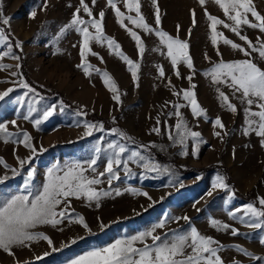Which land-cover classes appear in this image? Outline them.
Masks as SVG:
<instances>
[{"label":"rangeland","instance_id":"rangeland-1","mask_svg":"<svg viewBox=\"0 0 264 264\" xmlns=\"http://www.w3.org/2000/svg\"><path fill=\"white\" fill-rule=\"evenodd\" d=\"M116 2L126 15H136L127 12L123 0ZM85 3L92 17L83 11L80 0H0V11L9 19L8 25L0 24L6 37L0 40V54L7 52L9 47L12 50L11 56L0 60L10 66L0 69V93L13 89L0 100V123L12 134L5 142V133L0 132V158L8 166L0 164V180L4 181L0 183V194H20L26 182L39 188L45 182L49 168L59 166L64 169L74 163L87 167L85 162L93 158L97 159L95 172L89 169L86 175L97 177L106 167L111 151L107 145L113 141L126 147L122 159L138 151L146 162L159 165L160 170L145 169L141 166L144 161L140 164L130 161V174L123 165L117 167L119 179L113 180L111 185L107 176L99 177L101 183L94 187L109 191L111 195L101 197L98 204L86 196L68 198L70 204H61L58 208V211L67 212L61 223L37 225L32 229L48 236L51 244L42 239L27 242L24 246H14L12 254L0 249V264H72L90 251L106 248L117 240L130 239L140 232L154 229L155 235L164 237L167 234L171 239L173 234H186L192 227L217 242L212 246L219 249L217 254L222 264H264L236 247L255 257H264V244L261 243L264 228L249 226L248 217H244L245 222L240 219L248 204L264 210L259 204V199L264 198V147L261 146L264 138L254 131L244 134L248 127L247 105L227 84H215L211 76L206 75L221 59L224 62L252 59L262 70L264 59L257 53L246 57L225 45L221 38H218L221 55H217L205 12L231 22L226 20L214 0H206L203 6L199 0H155V4L153 0H139L141 14L151 28H159L189 45L193 69L180 63L177 65L180 76L177 77V69H173L166 48L154 32L150 34L124 21L127 29L141 37L144 47L141 57L136 42L118 23L107 0H95V4L93 0H85ZM252 4L264 16V0H252ZM157 7L159 25L156 24ZM77 8H81L79 15L85 20L100 19L99 13H104V34L113 38L120 50L139 64L137 81H133L128 66L106 42H90L91 52L97 54H85L87 63L92 65L91 75L86 76L83 68L77 67L81 64L83 38L74 29L61 35V29L70 24ZM33 11L36 13L34 19L31 18ZM248 18L255 22L251 14ZM90 31L94 32V29L90 28ZM217 31L247 47L245 41L222 25L217 26ZM241 35L247 36L257 47L264 43V33L259 29L242 26ZM161 66L163 77L159 73ZM105 71L118 86L120 103L112 99L113 93L103 82ZM189 76H192L191 81ZM21 81L35 92H28L21 86ZM189 89L194 91L200 108L205 111L204 116L194 117L190 105L183 99L182 90ZM221 91L236 106V113L222 106ZM176 104L183 105L179 110L188 128L201 133L204 143L200 144L197 156L192 155L194 143L191 139L182 146L169 138V132L173 136L176 132ZM50 106L55 108L53 115L35 126L33 120L42 119L43 111ZM31 107L37 111L25 120L23 117L28 115ZM217 117L222 120L223 129L213 127ZM12 121L16 123L12 124ZM88 124L97 126L91 135H85ZM155 127L160 128L159 134L152 131ZM113 129L124 132L129 139H122L112 132ZM216 131L221 133L220 137L214 135ZM24 133L31 137L35 153L18 142ZM97 147L101 149L100 153H96ZM182 151L188 154L181 155ZM21 159L30 162L21 168L18 163ZM164 168L168 171H163ZM219 168H224L225 172ZM13 169L19 174H14ZM29 170L34 172L30 181ZM217 175L225 178L231 191L213 189ZM116 189L120 190V195H116ZM209 192L212 194L208 195ZM230 212H235V218L229 215ZM183 217L189 220L185 221ZM213 219L230 228L218 230L211 225ZM161 222L164 226L156 227ZM233 228L239 235H232ZM145 242L152 243L150 238ZM136 246L142 245L137 243ZM190 251L186 249V252Z\"/></svg>","mask_w":264,"mask_h":264},{"label":"snow or ice","instance_id":"snow-or-ice-1","mask_svg":"<svg viewBox=\"0 0 264 264\" xmlns=\"http://www.w3.org/2000/svg\"><path fill=\"white\" fill-rule=\"evenodd\" d=\"M199 2L203 6L206 0H199ZM214 2L222 9L226 20L231 22L227 23L225 20L219 19L207 13V11L205 12L210 22L211 42L216 46L217 55H221L218 47V38H221L225 45H229L232 49L239 50L246 57L251 56L253 53H257L261 59H264V43H261L259 47H257L247 36L241 35L242 26L259 29L261 33H264V16L260 15L255 10L252 0H214ZM107 3L115 11L118 23H120L121 27L126 28L131 38L136 42L138 53L141 57L144 52L141 37L135 31L127 29L124 23L125 20L136 28H141L150 34L153 32L155 33L161 45L166 48V54L170 58L173 69H177V65L180 63H184L189 69H193L192 59L188 52V43L178 38H173L159 28H151L141 14L139 0H123L127 12H135V16L130 14L126 15L122 12L117 6L116 0H107ZM153 3L155 4V0H153ZM93 4H95V0H93ZM80 5L83 11L89 17H92V12L88 4L85 3V0H80ZM81 8H77L70 24L61 29V35L68 29H74L83 38L80 46L81 64L77 65V67L83 68L86 76L91 75L89 69L92 68V65L87 63L85 54H97L91 52L90 42H106L108 48L128 66V71L131 73L133 81H137L139 64L127 57L120 50V45L113 38H109L104 34L102 28L104 13H99L100 19L93 18L91 20H85L79 15ZM248 14H251L255 22L249 20ZM35 16L36 13L33 11L31 13V18L34 19ZM0 24H9V19L3 17L2 11H0ZM156 24H160L158 7L156 9ZM219 25L229 29L236 34L240 40L245 41L247 47H243L227 37H224L222 33L217 31V26ZM177 27L179 28V26ZM90 28L94 29V32L90 31ZM4 39H6V37L3 30L0 29V40ZM16 46L20 47L19 44ZM11 55L12 50L11 47H9L7 52L0 54V60L5 56ZM12 58L19 59V57ZM8 67L10 66L0 63V69ZM17 67H19V65H17ZM96 71L99 70L97 69ZM159 73L161 77L164 76L162 66L159 68ZM12 75L15 76L17 73H12ZM176 75L177 77L180 76L178 69L176 70ZM206 75L211 76L215 84H227L233 90V94H239L241 102L247 105L245 108V117L248 127L244 130V134L248 135L250 131H254L257 136L264 138V70L258 67L252 59H243L233 62H224L223 59H221L220 62L213 66L210 72L206 73ZM102 77L105 86L113 93L112 99L120 103L118 86L106 71L102 73ZM188 79L191 81L192 76H189ZM21 86L28 89V92H35V89L30 88L29 85L23 81H21ZM192 88H195V85H192ZM11 91H13V89L9 88L3 93H0V100L8 96ZM182 91L183 99L190 105L193 116L197 118L204 116L205 111L200 108L195 98L194 91L191 89ZM174 94L179 95V93ZM25 95H27V93H25ZM219 98L222 101V106H226L232 113L237 112L236 106L230 102L229 97L224 92H219ZM182 106L183 105L180 104L174 105V115L177 117L178 122L175 125V136L169 132V138L182 146L186 145L188 139H191L194 143L192 155L197 156L199 146L201 143H204V141L201 139L200 132L192 131L188 128L179 110ZM253 107L257 110L253 111ZM36 111V108L31 107L28 115H25L23 118L28 120L31 114ZM54 111V106L48 107L43 111L42 119L33 120L34 125L38 127L42 123V120H47L53 115ZM11 123L15 124L16 122L12 121ZM157 123L159 124V120ZM85 127L87 129L85 135H91L97 126L88 124L85 125ZM100 127L102 129V125ZM213 127L220 129L224 128L222 120L219 117L214 120ZM152 131L159 134L160 128L155 127ZM0 132L5 133V142H7L8 137L12 135L7 132V126L2 123H0ZM112 132L122 139H129L124 132H118L116 129H113ZM214 135L220 137L221 133L216 131ZM18 142L23 143V145L29 148L33 153L36 152L35 147L31 143V137L27 133H24L22 140ZM261 146L264 147V139H261ZM107 148L111 151L107 155L106 167L103 172L98 173L97 177L89 178L86 175L89 169L95 172L94 166L97 164V159L93 158L85 162L87 167H84L81 163H74L70 166H65L64 169H61L59 166L49 168L46 180L39 188L33 187L29 182H26L23 192L20 194L10 196L0 194V249L12 254L11 249L14 246H24L27 242L42 239L51 244V240L48 236L33 232L32 229L36 228L37 225L51 224L52 226H56L61 223L62 219L67 217V212L65 210L58 211V208L61 204H70L68 199L70 197L80 198L86 196L89 201H96L98 204L101 197L111 195L109 191L97 190L94 186L101 183L99 177L107 176L109 185L112 184L113 180H118L119 176L115 169L121 165H123L127 174L131 172L128 167L130 161L138 164L144 161L141 166L145 169L150 171L160 170L159 165L146 162V158L138 151H133L127 159H122L127 149L121 143L115 141L110 142ZM95 151L96 153H100L101 149L97 147ZM180 154L187 155L188 153L187 151H182ZM29 162L30 161L23 159L18 161L21 168ZM0 164H4L2 158H0ZM4 166L6 168L8 167L6 164H4ZM12 171L14 174H19L15 169ZM163 171L167 172L168 169L164 168ZM33 175V171L29 170L27 172L29 181ZM3 182V180H0V183ZM212 187L213 189L218 188L231 191L230 186L225 182V178L220 175H217ZM131 191H133L134 194H140L136 190ZM115 193L116 195L121 194L119 189H116ZM211 194V192L208 193V195ZM259 204L264 208V198L259 199ZM236 211L241 210L237 209ZM229 215L235 218V212H230ZM244 217H248L250 221L249 226L264 228V210H258L253 204H248L245 206L244 215L240 217L242 222H245ZM183 219L185 221L189 220L188 217H183ZM80 221L83 223L82 218H80ZM211 225L218 230H228L230 228L229 225L222 224L215 219L211 220ZM163 226V222H161L156 227ZM85 227H87V225H85ZM231 231L232 235H239L238 230L233 228ZM147 238L151 239V244L145 242ZM137 243L142 246L137 247ZM216 243L217 242L212 238L201 235L195 227H192L190 232L186 234H173L171 239L168 238L167 234H165L164 237L155 235L153 229L152 231L140 232L138 235H134L127 240H117L106 248L90 251L77 260H74L72 264H222V260L217 254L219 249L212 246ZM261 243L264 244V238L261 239ZM236 247L239 251L249 255L252 259L264 261V257H255L251 253H247L246 250L239 248V246ZM186 249H190V253L186 252Z\"/></svg>","mask_w":264,"mask_h":264},{"label":"trees","instance_id":"trees-1","mask_svg":"<svg viewBox=\"0 0 264 264\" xmlns=\"http://www.w3.org/2000/svg\"><path fill=\"white\" fill-rule=\"evenodd\" d=\"M219 171H221L222 173L225 172V169L224 168H219ZM235 194L238 196V197H241V195L237 192H235Z\"/></svg>","mask_w":264,"mask_h":264}]
</instances>
